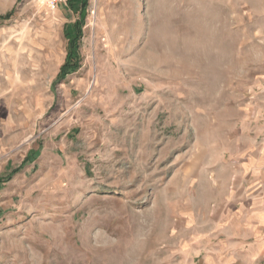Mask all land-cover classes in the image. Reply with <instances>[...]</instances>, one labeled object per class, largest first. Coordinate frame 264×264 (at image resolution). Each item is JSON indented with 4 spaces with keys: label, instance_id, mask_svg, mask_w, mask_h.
I'll use <instances>...</instances> for the list:
<instances>
[{
    "label": "rangeland",
    "instance_id": "1",
    "mask_svg": "<svg viewBox=\"0 0 264 264\" xmlns=\"http://www.w3.org/2000/svg\"><path fill=\"white\" fill-rule=\"evenodd\" d=\"M65 2L0 0V264H235L202 164L264 139V0Z\"/></svg>",
    "mask_w": 264,
    "mask_h": 264
},
{
    "label": "crops",
    "instance_id": "2",
    "mask_svg": "<svg viewBox=\"0 0 264 264\" xmlns=\"http://www.w3.org/2000/svg\"><path fill=\"white\" fill-rule=\"evenodd\" d=\"M249 137L231 148L219 170L202 164L208 185L206 197L215 196L218 206L206 214L208 225L232 224L235 229V264H264V139L258 134ZM219 173L227 177L225 182L216 178Z\"/></svg>",
    "mask_w": 264,
    "mask_h": 264
},
{
    "label": "trees",
    "instance_id": "3",
    "mask_svg": "<svg viewBox=\"0 0 264 264\" xmlns=\"http://www.w3.org/2000/svg\"><path fill=\"white\" fill-rule=\"evenodd\" d=\"M10 16H11V13L0 16V24L3 21L8 20L10 18ZM65 33H66V36H69L70 43L68 46L69 49L67 51L66 58H65L64 62L62 63V67L60 68L58 74L56 75V81L57 82H62L68 74L77 71L78 68L80 67V63L78 61V55H77V48L75 46V43H76L77 39H79L81 37V32L78 29V27L75 26L74 36H71V32H68L66 30H65ZM26 161H27V159H26ZM19 168L14 169L13 172L18 171ZM2 182H4V179H2V177H0V186H1Z\"/></svg>",
    "mask_w": 264,
    "mask_h": 264
},
{
    "label": "built area",
    "instance_id": "4",
    "mask_svg": "<svg viewBox=\"0 0 264 264\" xmlns=\"http://www.w3.org/2000/svg\"><path fill=\"white\" fill-rule=\"evenodd\" d=\"M43 5H46L50 9L57 8L61 3H66V0H37Z\"/></svg>",
    "mask_w": 264,
    "mask_h": 264
}]
</instances>
